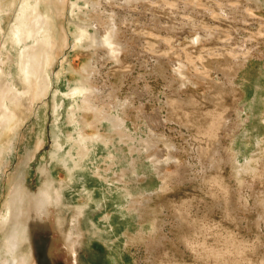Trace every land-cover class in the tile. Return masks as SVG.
<instances>
[{
    "label": "rangeland",
    "instance_id": "374dc122",
    "mask_svg": "<svg viewBox=\"0 0 264 264\" xmlns=\"http://www.w3.org/2000/svg\"><path fill=\"white\" fill-rule=\"evenodd\" d=\"M17 1H5L0 37L17 61L21 44L9 27L18 26L20 2L22 14L46 17L47 91L41 96L39 81L13 66L20 96L0 128V213L17 183L37 209L29 219L35 244L22 242L14 256L26 259L9 264H264V141L247 135V114L232 133L222 129L244 105V69L230 81L235 58L249 51L247 63L264 71V10L248 0H90L99 20L88 30L117 27L115 59L82 47L74 23L89 12L83 0ZM174 64L184 65L181 77ZM84 76L99 109L127 104L129 132L147 136L146 149L131 152L129 132L99 128L86 112L85 133L99 132L103 142L79 159L68 115L78 109L81 96L72 93ZM243 195L249 211L237 203ZM0 239L4 259L6 234Z\"/></svg>",
    "mask_w": 264,
    "mask_h": 264
},
{
    "label": "bare ground",
    "instance_id": "6f19581e",
    "mask_svg": "<svg viewBox=\"0 0 264 264\" xmlns=\"http://www.w3.org/2000/svg\"><path fill=\"white\" fill-rule=\"evenodd\" d=\"M5 1L6 0H0V13H3L5 8L8 6V4L6 5ZM18 1H17V3H18ZM83 1L87 5L89 12L88 13L83 12L80 22L74 23L77 26V31L79 33L80 39L83 40L82 47L85 49L91 50L92 53H95V51H96V50H94L95 48H98V47H102V49L105 48L104 49L105 51H103V52L107 56H110L112 58L117 59V55L121 49V44L118 42L117 27L113 24V22H111V23L106 25L107 27L103 31H101L100 28L94 29L93 27H91V29H94V31H89L88 30L89 24L94 23L95 25H98L97 22L99 19H98V17H96L97 18L95 20L96 22H94V16L92 15V11L97 12L96 8H98L99 6H98V3H95V2L93 3L90 0H83ZM116 1L121 2V0H116ZM135 1H137V0H122V2L125 4H131L132 2H134V4H135ZM248 1L249 2L252 1V3L256 6L257 9L259 8V9L264 10V0H248ZM20 3L22 4V2H20ZM21 4H20V7H18V10L16 12L17 13L16 18L19 20L18 26L12 24L9 27V31L10 32L12 31L15 44L16 45L21 44L20 45L21 50L18 51L19 54L17 56V61H14L13 55L6 48L5 37L3 35L0 37V128L4 127L5 129L8 125V122H9L10 116H11L9 105H11V104L14 105L20 96L19 94H17L18 92H16V93L13 92L16 90V88L13 89V87H11V82H12L11 77L14 75L13 71H12L13 66L17 67L21 76L23 75L22 76L23 78L22 77H20V78L25 80V77L28 78V76H31V77L35 78L37 81H39L41 96L43 95L44 92L47 91L46 77H43V74H44L43 64H44V61L46 59V55L44 53L45 52V50H44L45 44L42 40V35L40 33L41 26L44 25V23L46 21V17H44V16L42 17L38 13H35V15H33L34 14L33 12L35 9L32 11H29V12L25 11L26 15H27L26 18L28 20V23L26 24L23 20V19H25V12H24V14H22L23 13L22 10L24 8L21 9V6H22ZM109 18H111V17H108V19ZM15 24H16V22H15ZM73 39H74V42L78 40L75 38H73ZM20 46H19V48H20ZM247 52H248V54L243 53V54H241L240 57L237 56V58H235V60L238 59L237 60L238 61L237 67L239 69H237V71H234L235 74L230 77V81H231V79H234V76L238 73V71L240 69L245 70L247 65L249 67V64L253 63L252 61L250 63H247V61L249 59L248 57L250 56L249 51H247ZM237 64L235 63V65H237ZM173 66L175 68L174 69L175 73L181 77L182 76L181 73L183 71L184 65L182 66L181 64H174ZM18 71H17V73H18ZM83 71L86 73V71H87L86 68L83 69ZM13 77H15V76H13ZM246 77L247 76L242 75V79L244 78L243 79L244 81H242V84H243V82L248 83L249 81L253 83V80H254L253 77H251V78L249 76H248V78H246ZM239 80H241V79H239ZM26 81H27V79H26ZM88 81H89V78L87 76H84L82 79L78 80V82H80L82 87L79 90H74L72 93L73 96H76L77 94H79L81 96L79 99V104L77 105L78 109L75 110L73 108L72 110H70L69 115H68V123L70 125L76 126L75 135H78L77 140H76V144L79 148V151H78V156L80 157L79 159H83L87 154H89L90 150L92 149V146H94L96 143L103 142V138L101 136H99V135H101V133L98 132L95 134H89V135H95L93 137H89L85 133L84 128L85 127L86 128L91 127L90 123L86 122V120L85 121L83 120V117L86 114V112L87 113L88 112L94 113L95 118H96V124L99 128L106 127L111 132H116L118 130L129 132V127L127 126V122L124 119V115L126 112L125 108H126L127 104H125L124 101H123L124 103L119 102L115 105V107L112 108L111 112H107L104 109H102V110L99 109L98 108L99 105L94 103L92 100L93 95L98 94V90L95 89L94 87L90 86L89 85L90 82H88ZM229 83L231 85L233 82H229ZM254 85H255V83H254ZM256 86H257V84L255 85V87ZM8 97H10L9 103H7V100H6V98L8 99ZM248 105H247V107L241 108V110H240L241 113H244L246 115L248 112H250L249 114H253L254 111H257V109H254V108L252 109V108H250V105L249 106ZM249 114L246 115L247 118H245L244 120L241 117L243 114H241L240 116H239V114H237L235 116L234 120H230L229 123H228V120L226 118H224L222 129L226 132V134L232 133V131L235 129L234 125H235V122L237 119H240V120L242 119L244 123H246L247 121H248V123L250 122ZM226 122L228 123V125H226L227 124ZM122 133H120V135ZM129 133H130L129 135L126 136V134H125V136L127 138L126 143H132L133 144V146H129L131 152H133L132 147L134 149V146H135V148H137V150H140V149L143 150V149H146L148 147L149 139H147V136H146V138H141L138 136L135 137L134 134L131 132H129ZM52 135H58V134H57V132H55L53 130ZM145 135H148V134H145ZM243 135H246V131H244ZM148 138H149V136H148ZM260 143L261 142H258L257 144L260 145ZM1 155H2V150L0 149V164L2 162V156ZM244 160H245V164L250 162V160L248 158H245ZM226 162L232 163L234 161L232 159L230 160V158L227 157ZM131 163H134V161H132ZM235 163L236 164L238 163V166H240V169L243 166L242 163L239 164V162L237 160H235ZM133 169L135 170L134 172H136V168H133ZM12 188H13L12 191L9 193V195L7 196L8 198L6 199V202L4 203V208H3L2 212L0 213V238L2 235L6 234V241L4 242V245H3V252L4 251L6 252V254H5L6 256L4 259H1V255H0V264H9V263L14 262V261H17L18 263H20L21 261H23V259H26V258L24 256H20L19 258H15L14 255L18 251V248L20 247L21 243L23 242V246H25L24 247L25 249L30 247L28 242L29 243L33 242L32 245L35 244L34 243V232L32 231V226L29 222V219H30V216L32 217V214L30 215V212L31 213L34 212L37 208L35 210H33V207H32L33 205H31V203H30L31 197H28V196L26 198L24 197L25 191L22 189L21 185H19L17 183ZM55 197H56L58 205L61 204V201L59 199V197H60L59 192L55 193ZM38 203H40L39 200H38ZM35 205H36V203H35ZM38 205H36V206L38 207ZM38 213L39 212H37V214ZM34 214L36 216V213H34ZM39 215H40V213H39ZM30 240H31V242H30ZM32 248H33V246H32ZM112 262H113V264L117 263L115 261V259H113Z\"/></svg>",
    "mask_w": 264,
    "mask_h": 264
},
{
    "label": "crops",
    "instance_id": "0c3cea01",
    "mask_svg": "<svg viewBox=\"0 0 264 264\" xmlns=\"http://www.w3.org/2000/svg\"><path fill=\"white\" fill-rule=\"evenodd\" d=\"M257 65L259 67H256ZM262 68H263V66L257 62H253L252 64L250 63L249 67L247 65V69L244 70L245 71L244 74H245V76H247L246 78H248V76L250 78L253 77L255 81L253 80V83L250 81L248 83L243 82V84H244V85L242 84L243 89H240V91L242 92V95L245 98L243 101L244 105L242 107L243 108L247 107V105L249 104L250 108L257 109V111H258V112L254 111L253 114H249L250 112L247 113V114H249V118H250L249 131L247 132V135H256V137L263 139L262 141H264V78H263L264 77V71L262 70ZM254 83H255V85L257 84L256 87H255ZM242 114H244V113H242ZM217 122H218V120L214 122V125ZM236 133H237L236 135H239L240 133L242 134V132H236ZM263 146H264V142H263ZM262 154H264V152ZM247 186H249V185H247ZM261 191H264V190H261ZM239 198H240L239 202H237V203H240L242 205L243 211H245L246 208H247L246 210H248V211L251 210L249 197H245L243 195ZM258 198L259 197H257L256 200ZM255 210L257 211V209H255Z\"/></svg>",
    "mask_w": 264,
    "mask_h": 264
}]
</instances>
